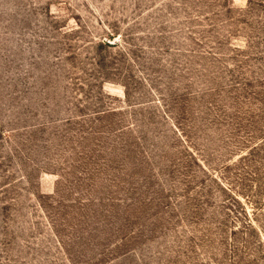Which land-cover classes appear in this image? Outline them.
Wrapping results in <instances>:
<instances>
[{"label": "rangeland", "instance_id": "rangeland-1", "mask_svg": "<svg viewBox=\"0 0 264 264\" xmlns=\"http://www.w3.org/2000/svg\"><path fill=\"white\" fill-rule=\"evenodd\" d=\"M0 264H264V0H0Z\"/></svg>", "mask_w": 264, "mask_h": 264}]
</instances>
